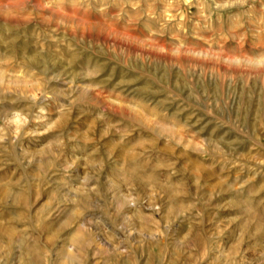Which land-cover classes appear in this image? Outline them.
<instances>
[{"label":"rangeland","instance_id":"374dc122","mask_svg":"<svg viewBox=\"0 0 264 264\" xmlns=\"http://www.w3.org/2000/svg\"><path fill=\"white\" fill-rule=\"evenodd\" d=\"M1 65L0 264H264V0H0Z\"/></svg>","mask_w":264,"mask_h":264},{"label":"bare ground","instance_id":"6f19581e","mask_svg":"<svg viewBox=\"0 0 264 264\" xmlns=\"http://www.w3.org/2000/svg\"><path fill=\"white\" fill-rule=\"evenodd\" d=\"M4 60V59H3ZM37 63L39 62L38 61V58L34 59L32 61V63ZM18 65V64H17ZM36 65V64H35ZM19 67V66H18ZM22 68V67H21ZM21 68H17V66H3L1 65L0 66V91L1 89H3V92H4V89H9L10 87L12 86H17V87H21L23 91H35L37 89H41L40 87H38L35 83V81H32L31 84H27L25 83L28 79H26L25 77H23L22 75H16V73L14 72H17V71H21ZM27 76V75H26ZM30 78V77H29ZM22 84H24L23 86H21ZM7 91V90H6ZM30 92V91H29ZM22 93V92H21ZM7 94V93H6ZM32 94V93H31ZM3 97V96H2ZM6 98H8L6 96ZM5 98V99H6ZM3 99V98H2ZM161 129L164 130V131H168V128L165 126V125H161ZM11 183L13 182L12 180L10 181ZM14 184V183H13ZM15 185V184H14ZM18 186V185H17ZM18 190V189H17ZM0 195L2 197H9V198H12L11 200L12 201H17L19 199L22 198V193L20 192H16V190H12L10 186H5V187H0ZM84 196V195H83ZM86 197V196H85ZM6 198V199H7ZM4 200V199H3ZM9 200V199H8ZM25 202V201H24ZM18 204V202H16ZM88 203V202H87ZM14 204V203H13ZM79 204V203H78ZM26 206V205H25ZM13 213V212H12ZM11 214V213H10ZM75 214V213H74ZM16 216V215H15ZM19 217V215H17ZM81 231V230H80ZM6 233V237L8 238V240L11 242L14 241V234L12 233V230H3L2 227L0 226V233ZM81 233V232H79ZM79 233H73L71 234L70 236V240L75 244V245H81L82 241H81V235L83 234H79ZM83 233V232H82ZM83 240V239H82ZM85 241V239H84ZM30 249V248H29ZM33 250V249H32ZM29 251V250H28ZM34 251V250H33ZM37 254V253H36ZM29 255H32L31 252ZM38 255V254H37ZM35 256V255H34ZM39 256V255H38ZM66 256V257H65ZM31 257V256H30ZM64 260H68V261H73L75 260L76 256L74 253H66V255H64ZM35 258V257H33ZM32 259V257H31ZM39 259V258H38Z\"/></svg>","mask_w":264,"mask_h":264}]
</instances>
